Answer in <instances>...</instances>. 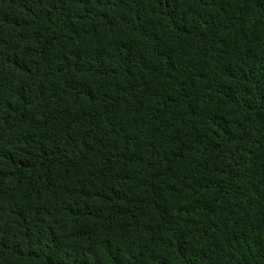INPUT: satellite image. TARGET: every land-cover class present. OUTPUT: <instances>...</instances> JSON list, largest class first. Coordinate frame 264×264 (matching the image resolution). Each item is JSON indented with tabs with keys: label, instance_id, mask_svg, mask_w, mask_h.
Segmentation results:
<instances>
[{
	"label": "trees",
	"instance_id": "obj_1",
	"mask_svg": "<svg viewBox=\"0 0 264 264\" xmlns=\"http://www.w3.org/2000/svg\"><path fill=\"white\" fill-rule=\"evenodd\" d=\"M0 264H264V0H0Z\"/></svg>",
	"mask_w": 264,
	"mask_h": 264
}]
</instances>
